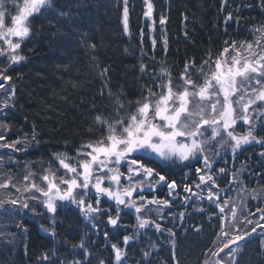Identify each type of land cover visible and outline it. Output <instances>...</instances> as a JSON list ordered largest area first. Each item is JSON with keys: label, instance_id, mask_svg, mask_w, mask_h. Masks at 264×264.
Segmentation results:
<instances>
[{"label": "trees", "instance_id": "1", "mask_svg": "<svg viewBox=\"0 0 264 264\" xmlns=\"http://www.w3.org/2000/svg\"><path fill=\"white\" fill-rule=\"evenodd\" d=\"M144 1L51 0L31 17L30 36L20 48L26 61L11 68L0 62L14 92L13 104L1 120L7 129L5 140L32 141L19 161L36 166L51 163L57 154L74 156L84 145L103 138L107 129L103 122H120L156 93L160 72L178 80L187 70L219 59L228 47L250 41L251 30L264 25V0H151L157 26L153 47ZM256 136L264 139V127ZM258 152L247 147L237 159L253 173L245 176L251 189L264 188ZM142 161L169 183L194 184L193 168L188 179L184 167H164L144 157ZM228 182L223 176L221 187ZM124 218L133 226L131 215ZM56 220L51 238L31 219H24L21 243L17 249L1 245L0 264H114L113 246L124 249L123 264H205L223 230L213 207L201 212L190 208L182 225L176 221L167 226L173 230L171 237L153 234L149 239L148 233L124 248L132 231L113 230L104 224L105 218L97 234L90 233L72 207L60 209ZM235 264H264L259 233L241 244Z\"/></svg>", "mask_w": 264, "mask_h": 264}, {"label": "rangeland", "instance_id": "2", "mask_svg": "<svg viewBox=\"0 0 264 264\" xmlns=\"http://www.w3.org/2000/svg\"><path fill=\"white\" fill-rule=\"evenodd\" d=\"M50 2L32 5L31 0H11L8 5L6 0H0V62L6 61L8 68L26 61L20 48L30 36L29 21ZM144 3L146 18L150 20V0ZM5 5L14 6L13 13ZM128 11L126 6L125 21ZM256 30L251 44H234L219 59L208 61L200 69L187 70L178 80L166 71L160 72L155 78L157 93L141 101L131 116L111 125L103 122L107 129L102 139L85 145L73 157H55L52 167L16 164V154L29 148L32 141L20 138L13 144L5 143L7 130L0 122V236L3 232L10 236L11 244L6 247L17 249L14 247L21 243L24 235L20 225L24 218L38 222L47 218L52 228L54 214L63 205L79 208L91 234H97L101 227L104 211L114 210L116 216L109 222L112 228L119 227L123 212L134 217V235L128 242L137 240L146 230L151 235L156 233V237L159 232L170 237L172 229L164 231L161 222L181 219L173 205L179 201V206L199 210L203 204H210L221 215L223 232L207 254L205 264H234L240 248L235 242H241L253 230L261 234L264 244V188L246 186L244 168L216 167L219 161L227 165L228 157L234 160L243 147L253 144L262 149L264 160V141H256L253 134L264 115V33ZM257 62L263 64L258 71L252 67ZM6 74L7 69L0 71V112L14 101ZM158 129L178 138H156L147 147L130 148L132 138ZM139 155L164 165L189 164L197 173L198 183L181 198L177 189L136 162ZM222 175L229 177L225 190L218 183ZM161 186L166 187L170 197L149 200L146 193ZM105 203L110 210L104 208ZM7 238L5 244L9 243ZM154 245L151 242L150 247L154 249ZM50 258L53 260L54 256ZM123 259L121 252L116 262Z\"/></svg>", "mask_w": 264, "mask_h": 264}, {"label": "water", "instance_id": "3", "mask_svg": "<svg viewBox=\"0 0 264 264\" xmlns=\"http://www.w3.org/2000/svg\"><path fill=\"white\" fill-rule=\"evenodd\" d=\"M32 1H33L34 4H37V3H39V2L44 3L46 0H32ZM156 134H158V133H153L152 135L154 136V135H156ZM152 135H149L148 138H150ZM148 138H147V139H148ZM163 138L166 139L167 137L164 136ZM147 139H145V140L143 141V143H145Z\"/></svg>", "mask_w": 264, "mask_h": 264}, {"label": "bare ground", "instance_id": "4", "mask_svg": "<svg viewBox=\"0 0 264 264\" xmlns=\"http://www.w3.org/2000/svg\"><path fill=\"white\" fill-rule=\"evenodd\" d=\"M263 4H264V2H263ZM6 7L9 9H14V6H6Z\"/></svg>", "mask_w": 264, "mask_h": 264}]
</instances>
